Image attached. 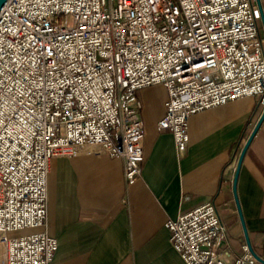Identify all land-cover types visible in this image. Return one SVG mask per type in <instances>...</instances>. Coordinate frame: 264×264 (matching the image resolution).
Instances as JSON below:
<instances>
[{
    "label": "built area",
    "instance_id": "1",
    "mask_svg": "<svg viewBox=\"0 0 264 264\" xmlns=\"http://www.w3.org/2000/svg\"><path fill=\"white\" fill-rule=\"evenodd\" d=\"M257 0H8L0 11V264H51L48 176L57 157L121 158L133 183L145 160L138 91H168L159 131L177 151L189 118L254 96L264 106ZM187 264H263L223 247L214 201L166 223ZM18 232L15 234H11Z\"/></svg>",
    "mask_w": 264,
    "mask_h": 264
},
{
    "label": "crops",
    "instance_id": "2",
    "mask_svg": "<svg viewBox=\"0 0 264 264\" xmlns=\"http://www.w3.org/2000/svg\"><path fill=\"white\" fill-rule=\"evenodd\" d=\"M264 12V0H261ZM260 11V10H259ZM259 30L264 37L261 12ZM145 124L141 175L128 183L121 158L82 154L52 160L48 226L58 239L51 264H187L170 242L166 223L214 201L227 228L223 247L247 243L233 182L240 152L264 106L245 96L193 114L186 152L159 131L168 91L137 93ZM237 195L251 244L264 258V121L239 172Z\"/></svg>",
    "mask_w": 264,
    "mask_h": 264
},
{
    "label": "water",
    "instance_id": "3",
    "mask_svg": "<svg viewBox=\"0 0 264 264\" xmlns=\"http://www.w3.org/2000/svg\"><path fill=\"white\" fill-rule=\"evenodd\" d=\"M7 1L8 0H0V11L3 8V6L6 4ZM257 2H258L259 10L261 12L262 21L264 23V12H263V8H262V5H261V0H257ZM263 121H264V110H263V112H262L259 120L257 121L255 127L253 128L252 132L250 133L248 139L246 140V142L243 145V148H242V150L240 152V155H239V158H238L237 167H236V171H235V176H234L233 189H234L235 198H236V201H237V206H238V210H239V213H240V217H241V220H242V223H243V226H244L247 244L249 245L250 249L254 253L255 257L261 263L264 264V258L261 257L259 254L256 253V251L254 250V248H253V246L251 244V241H250V238H249V234H248L247 228L245 226V221H244L243 213H242L241 206H240V203H239L238 195H237V181H238V177H239V172H240V169H241V165L243 163V159L245 157L246 151H247V149H248V147H249V145H250L253 137L255 136L256 132L258 131V129L261 126V124H262Z\"/></svg>",
    "mask_w": 264,
    "mask_h": 264
},
{
    "label": "rangeland",
    "instance_id": "4",
    "mask_svg": "<svg viewBox=\"0 0 264 264\" xmlns=\"http://www.w3.org/2000/svg\"><path fill=\"white\" fill-rule=\"evenodd\" d=\"M15 233H18V232H14V233H11V234H15Z\"/></svg>",
    "mask_w": 264,
    "mask_h": 264
}]
</instances>
